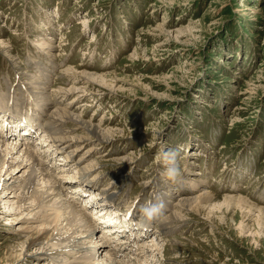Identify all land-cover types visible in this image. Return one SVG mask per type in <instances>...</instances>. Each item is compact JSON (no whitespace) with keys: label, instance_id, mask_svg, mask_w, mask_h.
Here are the masks:
<instances>
[{"label":"rangeland","instance_id":"rangeland-1","mask_svg":"<svg viewBox=\"0 0 264 264\" xmlns=\"http://www.w3.org/2000/svg\"><path fill=\"white\" fill-rule=\"evenodd\" d=\"M43 43L53 44L49 54ZM70 68L108 77L101 89L115 95L86 92L74 106L82 105L85 120L114 130L113 146L98 151L102 158L88 171L97 169L102 188L114 184L121 194L117 207L169 196V216L178 199L211 193L219 200L222 208L192 213L178 232L159 238L161 263L264 264V217L221 204L234 195L264 208V0H0V102L8 99L1 113L24 116L25 104L33 118L41 110L40 122L47 123L42 85L54 96ZM14 140L6 139L9 145ZM169 149L180 153V184L163 175ZM16 167H5L0 178L10 179ZM194 180L202 186L190 192ZM9 197L8 207L0 204V264L9 252L17 254L24 237L19 222L4 214L18 206ZM157 236L144 242L156 247Z\"/></svg>","mask_w":264,"mask_h":264},{"label":"bare ground","instance_id":"bare-ground-1","mask_svg":"<svg viewBox=\"0 0 264 264\" xmlns=\"http://www.w3.org/2000/svg\"><path fill=\"white\" fill-rule=\"evenodd\" d=\"M178 35L176 34L174 37L178 38ZM43 44L45 45L43 48L44 54H49V50L52 51V48H54L53 44ZM6 53H9L8 50H6ZM51 61L53 62V60ZM72 70L70 68L65 71L66 81L64 86L58 87L53 92L54 96L51 92L50 94L47 92L46 86L42 85L46 91L42 94L46 95L47 102L41 108L44 106L48 108L47 123L40 122L41 110L37 112L34 121L22 116H20V119H18L19 117H12L9 121V119H5L7 115L11 116L9 111H6V116H0V130H3L2 137H0V174L3 173L5 167H9L13 163L17 164V167L13 170L14 172L10 175V179L0 178V204L5 203L8 207V203L14 200L10 199L9 195L17 200L18 206L15 213L8 210L4 214L13 217L14 222H19L16 227H18V231L23 232L24 236L19 244L20 250L16 252V255L9 252L4 264H14L20 261L28 262V259H32L34 263L43 264H163L160 261L161 252L158 250L162 247L160 244L162 241L159 238L167 237L173 234L174 231L178 232L185 221H190L192 213L203 215L209 211L212 213L210 210L212 207H214L213 209H220L221 206L216 207L220 204L217 203L219 200L211 193L178 199L177 205L173 206L174 212L167 216L166 221H148L141 213L140 217L144 220V228L143 225H141L142 227L139 226V223L135 228L133 225H129V221H125L131 210L132 213L140 211L142 206L140 199L142 198H137L132 202L129 200L125 213L114 212L111 215L106 205L107 197H112L117 204L120 201L121 194L113 191L115 189L112 183L102 188L99 185L101 181L98 179L102 176L100 173H95L97 169L93 172L88 170L91 163L97 162L96 159L98 158H102V154L98 151L110 145L113 146L112 139L115 133L114 130L104 128V123L101 120L95 124L92 121L85 120L79 110L82 105L76 108L74 104L86 98L83 96V93L86 92L92 97L98 96V98L108 95L113 97L114 93L107 90L104 92L101 89L106 86L108 77L90 74L85 70L82 72ZM31 78L36 83L37 78ZM24 84L21 83L20 86L28 92L27 85L24 86ZM66 84H68V87H66ZM100 93H103L104 96L99 95ZM32 99L37 101L35 105L42 104V98L39 95L36 94V98ZM64 100L69 101L66 104L63 102ZM43 102L45 101L43 100ZM5 104L7 106V103ZM88 106L90 105L88 104ZM0 114L2 113L0 112ZM21 128L23 129L20 130ZM38 131H41V135L36 140L42 137L40 147L33 144L31 147H25L21 150V147L32 144L29 136L32 135L31 138L37 137ZM15 132L18 133L17 141L15 144H7L6 139L16 136ZM21 141L26 142L22 143ZM41 143L43 146H41ZM46 156L52 163L46 161ZM61 158H64V160ZM82 164L84 165L78 168ZM46 165L48 169L44 170L43 167L45 168ZM72 165L75 166L77 171L75 173L78 175L77 178L71 175L72 170L68 171V167ZM55 169L62 170L64 173L68 171V175H62V171L55 173L53 171ZM88 172L89 175H92V173L95 175L89 176ZM17 181L19 182L17 183ZM189 185L193 188L188 189L190 192L193 190L195 192V189L197 190L202 186L200 181L189 183ZM150 187H145L144 193ZM3 190H6L9 194L6 196V193L1 196ZM17 191H20L19 194ZM87 191L92 195L83 196ZM96 191L102 193H96ZM158 197L164 201L165 210H169L167 207L172 206L173 198L162 195ZM79 198L83 199V206L78 205ZM28 204H30L29 207H27ZM221 204L228 210L232 208L234 210L236 208L248 209L249 214L258 216L257 218L264 217V208L256 207L249 200L239 196L228 195ZM78 207L84 210L89 209V207L96 208L97 211L100 210L101 214L107 215L108 220H102L100 216H95L93 213L90 215L85 212L86 210L83 211ZM25 213H28L26 217H24ZM255 213L259 215H255ZM207 216L209 215L207 214ZM108 223H111V225L122 224V226L111 227L109 225L106 226L107 229L104 224ZM152 227L157 229L154 234L152 233ZM144 229H146V232L143 231ZM155 234L158 236L155 237L153 242L158 245L157 248L144 242L149 238V235L153 236ZM95 235L98 236V240H95ZM169 243L171 248L176 245V241H169ZM138 244H140V248L136 249ZM37 250H39L40 256L33 255L35 254L33 251ZM115 259L117 261H114Z\"/></svg>","mask_w":264,"mask_h":264},{"label":"clouds","instance_id":"clouds-1","mask_svg":"<svg viewBox=\"0 0 264 264\" xmlns=\"http://www.w3.org/2000/svg\"><path fill=\"white\" fill-rule=\"evenodd\" d=\"M163 162L166 166L163 175L167 177L173 184H180L183 182V175L180 162V153L178 149H169L164 153ZM166 205L159 197H154L153 200L147 201L141 206L140 212L142 216L148 221L163 222L167 220Z\"/></svg>","mask_w":264,"mask_h":264}]
</instances>
